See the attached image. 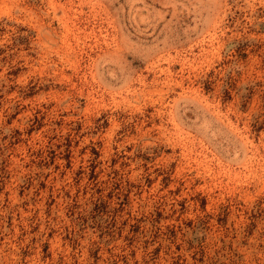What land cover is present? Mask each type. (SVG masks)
I'll list each match as a JSON object with an SVG mask.
<instances>
[{
    "label": "rangeland",
    "instance_id": "1",
    "mask_svg": "<svg viewBox=\"0 0 264 264\" xmlns=\"http://www.w3.org/2000/svg\"><path fill=\"white\" fill-rule=\"evenodd\" d=\"M0 264H264V0H0Z\"/></svg>",
    "mask_w": 264,
    "mask_h": 264
}]
</instances>
